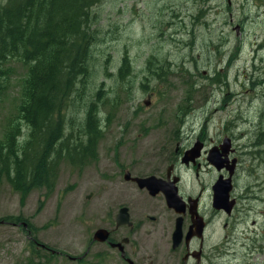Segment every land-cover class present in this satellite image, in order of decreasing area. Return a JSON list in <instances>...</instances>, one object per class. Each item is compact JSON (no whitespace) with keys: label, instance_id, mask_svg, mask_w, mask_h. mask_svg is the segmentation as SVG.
<instances>
[{"label":"rangeland","instance_id":"1","mask_svg":"<svg viewBox=\"0 0 264 264\" xmlns=\"http://www.w3.org/2000/svg\"><path fill=\"white\" fill-rule=\"evenodd\" d=\"M201 3L211 8L208 15L199 13ZM93 12L98 42L92 86L104 89L97 158L82 167L63 161L51 192L34 189L23 196L0 183V264H116L115 254L93 240L103 213L125 201L116 170L149 165L143 156L160 154V142L182 120L187 137L201 123L211 133L235 127L237 137L244 119L255 122L257 111L264 113V0H102ZM124 54L134 73L119 82L113 75ZM149 56L173 64L172 72L151 69L154 77L145 67ZM14 67L0 102V141L24 76ZM83 108L75 120L83 119ZM235 145L239 150L241 141ZM137 241L146 252L166 249L159 238ZM100 251L110 259L99 263Z\"/></svg>","mask_w":264,"mask_h":264},{"label":"flooded vegetation","instance_id":"2","mask_svg":"<svg viewBox=\"0 0 264 264\" xmlns=\"http://www.w3.org/2000/svg\"><path fill=\"white\" fill-rule=\"evenodd\" d=\"M257 114L255 122H241L244 132L237 137L235 127L211 133L208 123L187 137L178 124L160 142V154L143 156L149 165L117 169L125 201L103 213L98 230L106 240L95 243L109 248L116 264H264V113ZM132 177H155L160 189L140 187ZM168 194H177L171 206ZM124 207L126 221L117 219ZM141 236L159 238L166 249L146 252L137 241ZM105 258L100 251L98 262Z\"/></svg>","mask_w":264,"mask_h":264},{"label":"trees","instance_id":"3","mask_svg":"<svg viewBox=\"0 0 264 264\" xmlns=\"http://www.w3.org/2000/svg\"><path fill=\"white\" fill-rule=\"evenodd\" d=\"M101 1L0 0V102L15 75L14 65L24 70L14 113L6 118L0 141V183L6 181L20 195L34 189L51 192L63 161L82 167L97 158L103 137L98 104L104 105V89L92 86L91 61L98 42L93 9ZM200 7L199 13L208 15V3ZM172 66L153 56L145 64L154 77L158 74L151 69L163 75L172 72ZM132 73L131 60L124 54L112 75L124 82ZM195 91L190 86L189 92ZM83 106V119L75 120ZM181 124L186 125L183 120Z\"/></svg>","mask_w":264,"mask_h":264},{"label":"water","instance_id":"4","mask_svg":"<svg viewBox=\"0 0 264 264\" xmlns=\"http://www.w3.org/2000/svg\"><path fill=\"white\" fill-rule=\"evenodd\" d=\"M237 31V30H236ZM145 103V105L147 106V105H149V103L147 102V101H145L144 102ZM227 141H225V143H226ZM214 163H216V164H218L217 163V159H215V161H214ZM125 179H129L128 178V175H126L125 176ZM132 180L131 181H133V182H135V183H137L138 184V186H140V187H144V186H146V188L147 187H150V186H155L156 185V182H160L159 180H157L155 177H149V178H138V177H132L131 178ZM156 188H157V186H155ZM228 188H225V190H228L229 189V186H227ZM160 188H157V190H159ZM214 191H215V199L219 196V189H218V186H217V184L215 185V187H214ZM155 193L156 192H154L152 195H155ZM176 195L177 194H168L166 197V199H167V204H168V206H171L172 205V203H174L175 202V200H176ZM124 217L126 218L125 219V221L126 220H128V215H127V209L124 207V208H121V210L119 211V213H118V216H117V219H124ZM123 223H125V222H122V223H120V222H118L117 224L118 225H121V224H123ZM103 233H104V231L103 230H97L96 232H95V234H94V236H93V240L94 241H105L106 240V233H104V237L102 236L103 235Z\"/></svg>","mask_w":264,"mask_h":264}]
</instances>
